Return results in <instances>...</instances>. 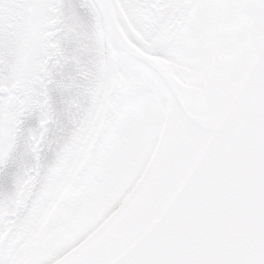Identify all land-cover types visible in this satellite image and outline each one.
Instances as JSON below:
<instances>
[{
  "label": "snow or ice",
  "instance_id": "snow-or-ice-1",
  "mask_svg": "<svg viewBox=\"0 0 264 264\" xmlns=\"http://www.w3.org/2000/svg\"><path fill=\"white\" fill-rule=\"evenodd\" d=\"M0 264H264V0H0Z\"/></svg>",
  "mask_w": 264,
  "mask_h": 264
}]
</instances>
